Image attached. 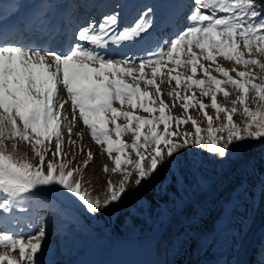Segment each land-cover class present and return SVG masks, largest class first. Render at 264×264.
I'll return each mask as SVG.
<instances>
[{"label":"rangeland","instance_id":"1","mask_svg":"<svg viewBox=\"0 0 264 264\" xmlns=\"http://www.w3.org/2000/svg\"><path fill=\"white\" fill-rule=\"evenodd\" d=\"M45 1L49 24L70 3L65 50L59 40L38 45L41 37L38 52L0 46L4 57L22 56L0 60V264H63L74 246L62 248L67 222L79 219L118 236L94 241L90 264H135L137 233L209 180L204 189L213 187L247 144L264 146V22L240 11L244 0ZM79 50L90 69L64 82ZM34 57L46 77L24 79ZM263 151L217 204L252 197L231 264H264ZM36 194L40 207L18 203ZM199 209L160 243L153 264H170L169 250L176 261L207 216Z\"/></svg>","mask_w":264,"mask_h":264},{"label":"bare ground","instance_id":"2","mask_svg":"<svg viewBox=\"0 0 264 264\" xmlns=\"http://www.w3.org/2000/svg\"><path fill=\"white\" fill-rule=\"evenodd\" d=\"M32 1L33 0H22V1H19V0H9V1L8 0H0V15L4 11L8 12L7 15H9V14L10 15H14V14L19 15L21 10L27 9L26 15H24L23 19L21 18V20L27 21L29 23H33L36 19H38L39 23H38L37 27L41 28L39 30L41 35L46 36L49 39L52 37V34L55 32L54 31L55 27L53 25L48 26L44 22H42L43 18H44L43 14H45V11L48 9L47 8L48 6L45 4L46 1L45 0H36V1H34L33 4H31ZM53 1H56V0H53ZM50 2H52V1H50ZM15 4L18 5L16 11H14ZM69 5H70V3L66 4V6L63 7L59 11L58 19H57V20L63 21V23H64L63 24L64 26L62 25L63 27L61 26L59 28V29L62 28V30L57 31V32L60 33L62 36H66V37L69 36L68 34L72 30V27L68 25L70 22V20L68 18L69 16L66 15V13H68ZM54 6H51V7H54ZM60 14L62 16H60ZM56 33L53 34V36H55ZM140 36H142V35L138 33V34L134 35L133 38L138 40L140 38ZM26 40H24L23 42H26ZM57 45H59V44H57ZM54 46H55V44H54ZM36 55L38 56L39 54H36ZM14 56H16V58H14L12 56L4 57L0 53V60H3L4 58H7V59L12 58L11 59L12 61L16 60L15 63L16 62L17 63L22 62V56L21 55L20 56L14 55ZM87 60H88V54H86V52H83L80 50L76 51V52H72L71 56H70V60L66 61V63H68L70 65V68L68 71L64 72V74H65L64 82H67V83L69 82V83L73 84V83H75V80L82 73H85L86 71H88L90 69V67L88 64H86ZM29 61L31 62L30 63L31 67L27 71H25V73L22 72V74H21L24 77V79H28L27 76H29L30 74L33 75L34 77L38 78L39 80H41L43 77L45 78L47 73H46L45 67L41 65V62H40L41 60L39 61V59H36L34 57V59L32 58V60H29ZM33 63H36V64L32 65ZM21 71H22V68H21ZM0 76H1V79H3L2 81L5 82V79L7 77L6 74H4V73L2 74V72L0 71ZM263 149H264V146L262 147V150ZM249 168L250 167H247V169L244 171V173L241 174L237 178V180H236L237 183H236L235 187L232 189L231 194L234 193V191L239 187V185L246 178L245 176L248 175L247 173L249 171ZM250 196H247V197L245 196L244 198H240L236 202L233 201L231 204H229L227 206H217V204H219V202L222 201V199H221L216 204L211 205L212 206V207L210 206L211 209H204V208H206V207H204L202 209L203 210L202 215L207 214L206 218L204 217L201 223L196 224V226L192 228V231L188 235V238L185 242L186 244H184V246L182 247L181 253L179 256H177L178 258L176 259V261H172L173 259H175L173 257L176 254H172L171 251L169 250V252H168V254H169L168 260H170L169 263L170 264H231L234 257L236 255H238L239 247H240L239 241H238V235L242 232V231L240 232V230L242 229V226L239 227V224L241 223V222L240 223L238 222V221H240L239 218L241 217L239 215V213L241 211L245 210V209H243V207H244V205H246V203L249 202V200L252 199V197H250ZM212 209H216L217 212H215L216 210L212 211ZM245 213H246V211H245ZM248 214H251V216H249L247 220H249V218L253 216V214H254L253 210H251V212ZM248 214H246V215H248ZM244 225H245V223H244ZM191 227L192 226L189 225L185 230H187L188 228L191 229ZM184 234L179 236L178 239H181V237ZM137 247H138V245L136 242V249H135V254L137 257L136 262L138 261V255H137L138 249H137ZM232 263H234V262H232Z\"/></svg>","mask_w":264,"mask_h":264},{"label":"trees","instance_id":"3","mask_svg":"<svg viewBox=\"0 0 264 264\" xmlns=\"http://www.w3.org/2000/svg\"><path fill=\"white\" fill-rule=\"evenodd\" d=\"M245 3H247V6L245 7V10H240L242 12H249L252 13L253 18L257 19L260 22H264V0H244ZM262 141L257 142H251L243 148V150L237 151L238 158L237 160L233 161L230 167H225L226 171L223 176H219L215 180V185L211 188L205 186H209L210 180L204 185L203 189L200 191H197L195 194L189 195V197H183L180 201L181 203L176 205V209L174 210L173 214H166V216L162 219V221L157 224L158 227L165 219H169V224L164 230V232L161 234L160 241L156 247V258L155 261L158 260L160 254L158 251V247L160 243L163 242V240L167 239L169 240L173 233L177 231V229L183 225L185 222V218L188 212L192 210H197L203 205V203H206L209 201L213 195L216 193L217 189H219L225 182L226 178L230 175V173L236 168V166L241 163L246 158H249L254 151H256L257 147L261 145ZM214 176L213 178H215ZM198 194V196H197ZM66 196V195H64ZM63 196V197H64ZM18 203L22 202L23 199H26L27 204H34L38 207H40V203H38V200L40 199V196L38 194L34 195L32 198L27 199L26 197H17ZM66 199V198H65ZM82 201L80 198L75 199L74 205L71 206V209H74V211H78L79 208V202ZM77 206H76V205ZM87 205V204H86ZM70 207V206H69ZM182 210L180 211V209ZM71 212V211H69ZM71 214V213H70ZM66 230L70 234L69 236L62 237L61 244L62 248L64 249L67 244L74 243V246L71 248L72 250L66 251V253L61 254V260L63 264H90L92 261V256L90 255V250H92L93 242L94 241H102L104 237H107L106 235H110L112 237H118L116 236V233L107 232L106 234L103 232H100L94 225L85 223V221L79 219L78 221H71L67 222ZM264 246V244H263ZM89 255V256H88Z\"/></svg>","mask_w":264,"mask_h":264},{"label":"water","instance_id":"4","mask_svg":"<svg viewBox=\"0 0 264 264\" xmlns=\"http://www.w3.org/2000/svg\"><path fill=\"white\" fill-rule=\"evenodd\" d=\"M261 151L262 146H259L255 153H253L249 158H246L245 160H243V162L237 165L236 168H234V170L227 177L223 186H221L217 190V192L209 201H207V203L203 204V206L198 210L196 214L201 213L204 207H210L211 205L216 204L221 199L223 200L225 198H228V196H231V191L237 183V178L244 173L247 167H250L251 163L256 160L257 157L261 154ZM168 224L169 219H165L157 228H152L151 230H149V232L141 234L137 233L135 235V241L138 245V261L136 262V264H153L156 258V247L160 241L159 239L161 237V234L164 232Z\"/></svg>","mask_w":264,"mask_h":264}]
</instances>
